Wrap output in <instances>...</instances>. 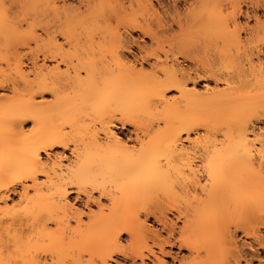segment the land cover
<instances>
[{
    "label": "bare ground",
    "instance_id": "bare-ground-1",
    "mask_svg": "<svg viewBox=\"0 0 264 264\" xmlns=\"http://www.w3.org/2000/svg\"><path fill=\"white\" fill-rule=\"evenodd\" d=\"M129 1L0 0V264H264V0Z\"/></svg>",
    "mask_w": 264,
    "mask_h": 264
},
{
    "label": "rangeland",
    "instance_id": "rangeland-1",
    "mask_svg": "<svg viewBox=\"0 0 264 264\" xmlns=\"http://www.w3.org/2000/svg\"><path fill=\"white\" fill-rule=\"evenodd\" d=\"M129 1V0H128ZM131 1V3H132V0H130ZM129 1V2H130ZM159 0H152V3L154 4V6L156 7V11H157V13H155L156 11H146V12H144L143 11V9L141 10V11H139L138 10V8L139 7H137V4H135V2L133 1V13H135L134 11H137L138 12V15L137 16H135V18H136V21L140 24V22L139 21H141L143 24L142 25H139V24H136L135 23V21H134V23H131V21H132V19H133V17H130V18H132L131 20H130V22H128L127 21V23L126 24H129V23H131V24H129V25H135L136 27L138 26H140V27H144L145 25H146V22L144 21V20H147L148 21V23L150 22V21H155V20H157V18H160V17H164L167 13V11H164L166 8H168L167 10H168V12H170L171 14L172 13H174L173 11H180V10H183L182 8L184 7L185 8V4L187 5V3L186 2H188V1H184V0H179L178 2H179V5H177L178 4V2H176L175 0H164V4H162V5H160V4H158L159 2H158ZM163 1V0H162ZM176 2L175 4H176V6H180L179 7V9L177 10V9H175V8H173V7H175V5L174 6H172L173 4H174V2ZM189 1H194V0H189ZM219 1V8H220V10H221V14H222V16H223V18L225 19V20H227V21H231L232 20V18H233V16L235 15V11H239V8H243V10H246L247 8H248V10H250L251 12H253L254 11V9H257V5L256 4H252V2H253V0H218ZM166 3V4H165ZM254 3V2H253ZM255 3H256V0H255ZM167 5H168V7H167ZM165 7L164 8V10H163V7ZM132 7V6H131ZM161 7H162V9H161ZM158 9V10H157ZM136 12V13H137ZM135 13V14H136ZM169 13V15H171ZM156 14V15H155ZM175 14V13H174ZM173 14V15H174ZM130 15H132L133 16V14H130ZM157 15L159 16V17H157ZM168 15V14H167ZM240 15V14H239ZM240 17H241V20H242V26H246V23H243L244 21H243V19H244V16L242 15H240ZM141 18V19H140ZM147 18V19H146ZM154 18V19H153ZM138 19H139V21H138ZM134 20V19H133ZM144 22H145V24H144ZM134 26V27H135ZM133 27V28H134ZM129 27H128V25H127V29H128ZM131 28V27H130ZM128 29V35H132V37H136V33L138 34L139 32L137 31V29H132V30H134V31H132L131 29ZM140 29V28H139ZM131 31V32H130ZM134 35V36H133ZM174 44L175 45H178V46H180L181 44H182V39H181V37H178V38H175V41H174ZM212 57V56H211ZM25 63H23V67L22 68H18L17 67V69H15V67L14 66H12V68H7L6 69V73L4 72L0 77H4L5 75V77H6V81H8L9 83L10 82H17L16 84H17V87H19L20 85H23V83H24V85H25V83H26V81H31V80H33V78H35V75L33 74V73H31L30 71H31V68H30V62L29 61H24ZM29 65V66H28ZM27 68V69H26ZM28 68H30V69H28ZM34 75V76H33ZM5 81V82H6ZM8 82H6L5 83V85L7 86V84H8V86L9 85H11V84H9ZM12 83V84H13ZM20 84V85H19ZM19 85V86H18ZM23 85V86H24ZM5 86V87H6ZM21 87V86H20ZM19 87V88H20ZM7 88V87H6ZM22 88V87H21ZM20 88V90L22 91L23 89H21ZM19 90V91H20ZM0 91H2L1 89H0ZM7 89L5 90V92H4V89H3V91H2V94H3V92L4 93H7V95L11 98V96L12 95H14L13 93H11L10 91H7ZM1 93V92H0ZM10 93V94H9ZM7 96V97H8ZM47 96V98L48 97H50L49 95H46ZM13 97V96H12ZM48 99H50V98H48ZM264 122V121H263ZM24 126H25V131H27L26 133L27 134H29L30 132H32L33 130V122L32 121H28V122H26L25 124H24ZM64 148L63 147H56V148H54L53 150H51V158H55L57 155H60V156H63V155H66V154H69V151L68 150H63ZM54 153V154H53ZM57 153V154H56ZM44 155V159L46 160L47 159V155L46 154H43ZM49 160V157H48V159H47V161ZM41 179H43L42 177H41ZM12 193H11V199H10V202H8L9 203V205H13V203L15 204V203H17V205H20L19 203H20V196H21V193H22V188H21V185L20 184H16V185H14L13 187H12ZM7 203V204H8ZM4 204H6L5 202H4ZM2 206H3V203H2ZM20 207H22V205L20 206ZM19 208V207H18Z\"/></svg>",
    "mask_w": 264,
    "mask_h": 264
}]
</instances>
